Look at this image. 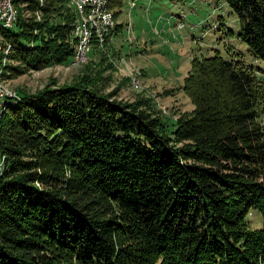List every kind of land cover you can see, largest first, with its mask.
Returning a JSON list of instances; mask_svg holds the SVG:
<instances>
[{"label":"trees","instance_id":"16d2710c","mask_svg":"<svg viewBox=\"0 0 264 264\" xmlns=\"http://www.w3.org/2000/svg\"><path fill=\"white\" fill-rule=\"evenodd\" d=\"M21 1L0 27L8 79L76 51L69 0H25L26 19ZM224 1L264 63V0ZM183 91L194 108L171 131L152 100L92 77L17 91L0 118V264H264V79L216 54L192 59Z\"/></svg>","mask_w":264,"mask_h":264},{"label":"rangeland","instance_id":"374dc122","mask_svg":"<svg viewBox=\"0 0 264 264\" xmlns=\"http://www.w3.org/2000/svg\"><path fill=\"white\" fill-rule=\"evenodd\" d=\"M120 1V6L115 5L110 9L117 13L116 17L113 14V18L116 24L121 25V30L113 35L109 33L103 42L102 38L92 36L91 48L96 46L98 49L92 51L89 48L88 55L79 58L82 28L77 20L81 19L79 16L85 20V16H78L75 3L69 0L71 9H74L71 38L74 49L77 48L67 65L32 70L8 79L7 67L15 65L10 59L15 45L5 43L0 34L3 49L0 51V64L3 66L0 86L5 85L4 88L16 94L17 91L33 94L50 81L61 86L70 84L80 76L92 77L99 82L102 94L113 93L117 100L128 103L141 98L152 100V109L167 120L171 131L177 117L185 112L190 113L194 108L183 91L193 58L200 60L219 54L226 60L231 57L240 59L259 78H264V63L255 59L240 39L239 21L224 0ZM24 2L21 1L19 8L26 19L29 13ZM12 5L17 11L14 3ZM40 16L39 11L35 12L36 20ZM86 18L90 20V16ZM93 40H96L95 44L99 41L98 46ZM260 121L264 123V112ZM246 223L249 229H260L263 220L258 211L251 209Z\"/></svg>","mask_w":264,"mask_h":264},{"label":"bare ground","instance_id":"6f19581e","mask_svg":"<svg viewBox=\"0 0 264 264\" xmlns=\"http://www.w3.org/2000/svg\"><path fill=\"white\" fill-rule=\"evenodd\" d=\"M72 2H74L75 3L74 5H76L75 8H76V12H77L78 16H79V14L85 16V20H83L81 16H79L81 19L79 20V18H78V20H77V21H79V22H77V24L79 23V27H81L83 29V30L81 29V32H80V34H81V37H80L81 47H80V50L78 52V55L80 53L79 58H83L88 53L87 50H89V48H91V44H92L91 38L93 39L92 36L96 35L98 39L102 38V42H103L104 38H106V35H108L109 33L112 34L113 30L116 27V21L113 18L114 13L110 9V0H72ZM12 3H13L12 0H6L7 23L3 20H0V27H2V28L10 29L15 25V22L17 20V14H16V11H15ZM86 16H90V20L87 21ZM96 20L98 21V23ZM100 22H101V24H100ZM91 23H93L94 26H92L93 24L91 25ZM88 25L92 28L88 27ZM94 39H96V37H94ZM95 41H94V44H95ZM78 42H79V40H78ZM98 42H96V43L99 44ZM97 44H95V45H97ZM91 49H93V48H91ZM2 50L3 49H2L1 42H0V51H2ZM2 70H3V66L0 64V77L2 75V72H1ZM2 78H0V80ZM4 86L3 87L0 86V93H6L7 95L14 97L15 100L2 101L0 103V118H1V114L4 113L6 110V106L15 105L19 101V96L16 93H14L13 91H10V90L4 88ZM2 164H3V162L1 160L0 166H2Z\"/></svg>","mask_w":264,"mask_h":264},{"label":"built area","instance_id":"2783aa9c","mask_svg":"<svg viewBox=\"0 0 264 264\" xmlns=\"http://www.w3.org/2000/svg\"><path fill=\"white\" fill-rule=\"evenodd\" d=\"M0 20H3L7 23L6 0H0ZM10 100H15V98L7 95L6 93H0V103L2 101H10Z\"/></svg>","mask_w":264,"mask_h":264},{"label":"crops","instance_id":"0c3cea01","mask_svg":"<svg viewBox=\"0 0 264 264\" xmlns=\"http://www.w3.org/2000/svg\"><path fill=\"white\" fill-rule=\"evenodd\" d=\"M261 78H263V77H261ZM264 79V78H263Z\"/></svg>","mask_w":264,"mask_h":264}]
</instances>
